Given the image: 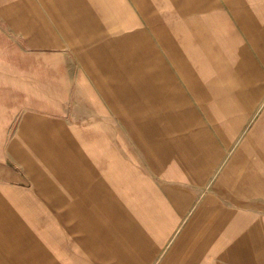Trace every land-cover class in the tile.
I'll return each instance as SVG.
<instances>
[{"label":"crops","instance_id":"obj_1","mask_svg":"<svg viewBox=\"0 0 264 264\" xmlns=\"http://www.w3.org/2000/svg\"><path fill=\"white\" fill-rule=\"evenodd\" d=\"M245 1L186 0L164 36L157 0H0L9 263L264 264V0Z\"/></svg>","mask_w":264,"mask_h":264},{"label":"rangeland","instance_id":"obj_2","mask_svg":"<svg viewBox=\"0 0 264 264\" xmlns=\"http://www.w3.org/2000/svg\"><path fill=\"white\" fill-rule=\"evenodd\" d=\"M144 1H148L147 3H145L146 5H147V7H149V3H150V0H144ZM244 1V3H239L240 5L238 6V7H241V8H246V5H245V0H243ZM157 2H158V13H157V16L160 18V22H159V29L160 30H162L163 31V35L164 36H166V30H163L162 29V25L165 23V21H167V20H169L170 22H175L176 21V18H175V16H176V14L174 13V12H177V14L179 13V17H178V20L179 21H182V11H180V9L181 10H183V9H186V7H185V5H186V0H157ZM172 3H174V5L172 4ZM151 4V3H150ZM169 5L170 6H172V7H170L169 8ZM176 5V6H175ZM197 5V4H196ZM219 5H220V3H219ZM222 5H220V7H221ZM175 7L176 8H178L177 10H179V11H174V12H171V10L173 9V10H175ZM223 7V6H222ZM227 10H228V8H227ZM167 12H170V13H167ZM167 13V14H166ZM174 13V14H173ZM151 14H153V12L151 11V13L149 14L148 13V15H147V17H151L152 15ZM229 14H230V12H229ZM186 20L188 19V18H190V19H193L194 20V18H199L198 17V12H186ZM196 20V19H195ZM172 27V26H171ZM159 30V31H160ZM161 32V31H160ZM191 33H193L192 35H190L189 33H188V36L190 37V36H197V32L195 31V30H193ZM241 35H242V33H241ZM173 36H175V35H171L170 34V37H173ZM243 36V35H242ZM191 38V37H190ZM174 40H176V38L174 37ZM178 41V40H177ZM212 99V98H211ZM210 99V100H211ZM215 111H217V112H221L220 111V109L219 108H217V109H214V112ZM200 112L201 113H203V110H200ZM264 112V109H263V106L261 105V107L258 109V110H256V112L254 113V115H253V120H255V116H259L260 117V115L262 114ZM203 116V114H201V118H203L202 117ZM209 123V122H208ZM210 124V123H209ZM206 125V132H208V133H210L211 132V126L210 125ZM205 125V124H204ZM213 125V124H212ZM6 229H7V226H6V224L3 222V221H1L0 222V264H16V263H13V262H11V263H9V237L6 235L7 234V231H6ZM3 234V235H2ZM5 234V235H4ZM17 251H21V249L20 248H15Z\"/></svg>","mask_w":264,"mask_h":264}]
</instances>
